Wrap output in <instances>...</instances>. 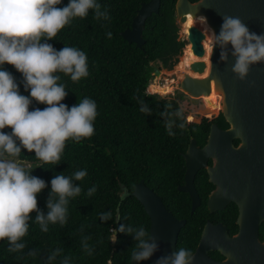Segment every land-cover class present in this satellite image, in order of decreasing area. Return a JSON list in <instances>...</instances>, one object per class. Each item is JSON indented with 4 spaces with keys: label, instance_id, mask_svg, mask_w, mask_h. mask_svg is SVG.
<instances>
[{
    "label": "trees",
    "instance_id": "1",
    "mask_svg": "<svg viewBox=\"0 0 264 264\" xmlns=\"http://www.w3.org/2000/svg\"><path fill=\"white\" fill-rule=\"evenodd\" d=\"M149 1L95 0L98 9H89L83 18L73 17L55 38L41 41L56 50L73 47L85 53L87 77L73 81L62 72L56 75L67 92L63 103L69 108L86 98L96 104L94 133L79 141L68 140L57 164H44L34 152L21 149L18 159L30 166L31 175L46 183L37 196L38 208L45 216L49 211L51 180L55 176L71 178L73 186L80 187L81 192L68 198L65 224L49 223L48 231L44 232L36 222L37 213L33 212L28 234L18 241L25 245L23 249L9 251L13 246L7 240L0 241V264H151L148 260L131 259L137 242L127 231H119L124 225L134 230L144 227L150 234L151 222L143 205L134 196L127 198L121 204L119 225L116 222L120 184L133 192L141 180L162 197L165 206L176 216L178 209L185 210L180 214L187 218L188 226L179 243L180 247L194 251L205 224L204 216L208 214L207 197L201 198V206L191 215L190 197L178 190L186 172L183 155L192 138L204 144L211 125L226 126V121L222 114L211 117L221 110L220 96L210 101L201 99L198 113L210 117L207 118L196 117L179 103L150 93V89L155 92L154 84L151 85L153 64L160 63L172 70L186 42L180 40L177 0H162L159 13L148 18L142 48L122 37V32L132 28L138 10ZM69 2L61 0L56 7H65ZM182 29L185 34L186 29L183 26ZM2 67L16 78L21 94L30 96L25 91L23 75L12 65ZM168 79L158 87L162 96L174 90L172 84L176 82ZM37 107L47 106L33 101L30 110ZM238 143L236 140L235 144ZM78 171L87 175L76 180L74 174ZM196 178H208V175L200 171ZM92 189L95 191L89 195ZM260 239L264 240V223Z\"/></svg>",
    "mask_w": 264,
    "mask_h": 264
},
{
    "label": "clouds",
    "instance_id": "2",
    "mask_svg": "<svg viewBox=\"0 0 264 264\" xmlns=\"http://www.w3.org/2000/svg\"><path fill=\"white\" fill-rule=\"evenodd\" d=\"M60 3L61 0H0V241L7 240L13 246L9 251L25 247L18 241L28 234L33 212L37 213L41 230L47 232L49 223L67 222L68 198L81 192L71 178L55 176L45 216L38 208L37 196L46 183L31 175L30 166L18 159L21 149L34 152L44 164H57L68 140L79 141L94 133L96 104L86 98L69 108L63 103L67 92L56 75L62 72L73 81L87 77L85 53L73 47L56 50L41 41L52 40L73 17L83 18L89 9H98L99 5L95 0H70L67 6L56 7ZM218 40L233 47L237 58L234 70L241 76L247 73L249 64L264 60V37L250 33L239 19H226ZM5 64L23 75L24 88L30 96L21 94L16 78L2 67ZM33 101L47 107L30 110ZM6 128L11 131L6 133ZM86 175L78 171L74 178L82 180ZM119 231L134 236V261L148 260L158 250L154 236L144 227L134 230L121 225ZM193 258L190 250L180 247L172 255L160 257L156 264H190Z\"/></svg>",
    "mask_w": 264,
    "mask_h": 264
},
{
    "label": "water",
    "instance_id": "3",
    "mask_svg": "<svg viewBox=\"0 0 264 264\" xmlns=\"http://www.w3.org/2000/svg\"><path fill=\"white\" fill-rule=\"evenodd\" d=\"M161 3L162 0H150L142 5L132 28L122 32L128 43L143 47L146 21L159 13ZM189 15L194 19L203 16L212 28L215 40L208 75L197 78L184 74L179 80L180 90L194 99L214 91L221 101V110L216 117L222 114L230 127L223 130L217 123L212 124L203 149L198 148L195 138L191 139L183 155L186 183L179 190L190 195L194 212L201 205L194 181L197 174L206 169L210 182L216 185V190L208 198L209 210H224L230 203H235L240 209L238 236L230 239L224 226L207 223L190 264H264V241L260 240V228L264 223V60L249 64L247 73L241 76L234 70L237 58L233 47L218 40L222 25L228 18L239 19L250 33L264 37V0H198L194 3L177 0L178 24L182 26ZM187 39L194 54L203 57V34L194 28ZM205 66L204 62H197L192 68L203 73ZM158 73L161 70L154 66L153 75L156 77ZM235 140L240 142L239 146H235ZM210 159L214 160L213 166H208ZM120 189L117 225L121 219L122 202L134 196L149 216L151 235L158 244V250L148 261L156 264L160 257L175 253L186 221L177 220L144 180L136 184L133 192L122 183ZM116 236L117 231L115 239ZM210 251H219L226 260L211 259Z\"/></svg>",
    "mask_w": 264,
    "mask_h": 264
},
{
    "label": "flooded vegetation",
    "instance_id": "4",
    "mask_svg": "<svg viewBox=\"0 0 264 264\" xmlns=\"http://www.w3.org/2000/svg\"><path fill=\"white\" fill-rule=\"evenodd\" d=\"M188 44H190V43L187 42L186 43V46ZM219 127L221 129H223V130H227L230 126L226 123V126H219ZM207 140H208V138H207ZM207 140H206V142L204 144H200L197 141L198 148L199 149H203L205 147V145L207 144ZM235 141H234V144H235ZM239 143L237 145L235 144V146H239ZM213 164H214V160L213 159H210L208 161V166H213ZM201 171H205L207 173V170L206 169H202ZM207 175H208V173H207ZM185 183H186L185 178H183V183L178 185V190H179V188L181 186H184ZM194 186H195V189H196V191H197V193H198V195L200 197V200H201L202 197H205V196L207 197V211H208V214L206 216H204L205 224L203 225V228H202L201 233L199 235L198 243H197L194 251L192 252L193 255L195 254V252H196V250H197V248L199 246V243L201 241V238H202V235H203V232L205 230V227H206L207 223H211L213 225H222V226H224L226 228L227 236L230 239L238 236V234L240 233V225L238 223L239 216H240V209H239V207L235 203H230L229 205H227V207L224 210L215 211V212H211L209 210V208H208V198H209L210 194L216 190V185H214L213 183L210 182L209 176H208V178H199V179L198 178H195ZM180 192L186 193L190 197V195L187 192H184V191H180ZM190 199H191V197H190ZM191 202H192V200H191ZM201 204H202V201H201ZM167 210L177 220H179V221L185 220L186 221V225L181 229L180 234H179V238H178V242H177V247H176L177 250H178L180 248V243H179L180 236H181L183 230L188 226V220H187V218L183 217L182 214H180V211H185L184 209H178L177 210L178 216H176L175 213L172 210H169L168 208H167ZM196 210L194 212H192V205H191V215H193L196 212ZM150 222H151V220H150ZM189 233L190 232L187 233V236L189 235ZM150 235H151V227H150ZM258 237H259V234H258ZM261 241H264V240H261ZM181 247L185 248V246H181ZM208 255H209V257L211 259H214V260L219 261V262H222V261H225L226 260V257L223 256L219 251H210L208 253Z\"/></svg>",
    "mask_w": 264,
    "mask_h": 264
},
{
    "label": "rangeland",
    "instance_id": "5",
    "mask_svg": "<svg viewBox=\"0 0 264 264\" xmlns=\"http://www.w3.org/2000/svg\"><path fill=\"white\" fill-rule=\"evenodd\" d=\"M199 18H203L206 21V19L203 16H201ZM197 22L200 23L201 20L197 19ZM179 26L181 28L180 32H179L180 39H183V38H185L186 35L183 32L182 26L181 25H179ZM186 47L187 46H185V48L183 49V53L180 56H178V61L176 62V64L174 65L172 70H168V69L163 68L162 64H160V63L153 64L155 67H158L161 70V73H158L159 75H157L156 77L154 76V78H153V80L151 82V85L154 84L155 92H153L150 89V93L156 94V95H158L160 98H162L164 100L175 101V102L179 103L181 108H183L185 111L190 112L192 115H194L196 117H207V118H210L209 116H204V115H201V114L198 113V111L200 110V108L202 106V102H201V99H200L201 97L194 99V98H191L188 95L184 94L180 90L179 80L175 84H172L174 90H173V92L171 94H167L166 96H162V95H160L158 93V87H160L161 85H164L166 83V78L168 79V78L172 77L175 74H183L186 71L185 70L186 69V61H185V58H184V53H185ZM181 62H183V66L182 67L180 66ZM207 65H209V62L207 63ZM196 73H197V75H202V73L201 74L198 73V72H196ZM182 78L183 77H181L180 79H182ZM218 113L213 115V116H211V117H216L218 115Z\"/></svg>",
    "mask_w": 264,
    "mask_h": 264
},
{
    "label": "bare ground",
    "instance_id": "6",
    "mask_svg": "<svg viewBox=\"0 0 264 264\" xmlns=\"http://www.w3.org/2000/svg\"><path fill=\"white\" fill-rule=\"evenodd\" d=\"M198 20H201V22H197V19H194L191 15H189L186 19V21L183 23V27L186 29L185 30V35L188 36L190 34V30L197 28L202 34H203V39H202V47L205 51V54L202 58L197 57L192 49V45L188 44L185 53H184V58L186 61V71L183 74H175L172 77L168 79L169 82H177L180 80L181 77L184 76V74L190 75L192 77H205L209 73V65L207 63L209 62V58L211 55V51L213 48L215 36L212 28L208 25V23L203 19V18H198ZM197 62H204L205 63V70L202 73V75H197L196 71L193 70L192 66L196 64ZM194 72V73H193ZM201 74V73H200ZM214 93V91L207 96H202L200 99L204 100H213L215 97H217Z\"/></svg>",
    "mask_w": 264,
    "mask_h": 264
},
{
    "label": "built area",
    "instance_id": "7",
    "mask_svg": "<svg viewBox=\"0 0 264 264\" xmlns=\"http://www.w3.org/2000/svg\"><path fill=\"white\" fill-rule=\"evenodd\" d=\"M181 41H184V42H188V39H187V37H185V38H183V39H180Z\"/></svg>",
    "mask_w": 264,
    "mask_h": 264
}]
</instances>
